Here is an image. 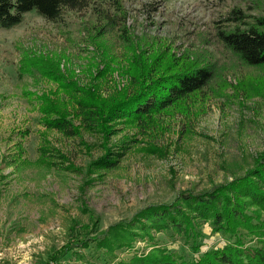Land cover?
I'll return each mask as SVG.
<instances>
[{"label": "rangeland", "instance_id": "obj_1", "mask_svg": "<svg viewBox=\"0 0 264 264\" xmlns=\"http://www.w3.org/2000/svg\"><path fill=\"white\" fill-rule=\"evenodd\" d=\"M99 7L110 14L120 7L127 33L119 32V24L97 27ZM233 9L255 22L264 17V0H91L59 23L31 11L18 25L0 28V264H116L133 252L146 253L152 247L142 241L107 263L91 249L61 250L81 232L94 236L146 206L171 203L183 191L209 190L252 166L264 152V89L255 88L264 84V67L239 64L215 37ZM30 51L55 59L80 88L104 99L130 91L126 69L133 52L188 53L214 61L216 71L204 91L144 127L118 123L109 144L129 139V149L102 177L87 176V164L103 152L102 138L84 128L66 137L41 124L37 97L58 87L38 74H18ZM42 146L53 164L40 163ZM56 150L68 161L62 163ZM69 163L79 171L61 168ZM88 177L94 180L87 184ZM201 230L195 254L179 240L161 233L157 238L186 257L225 244L208 223Z\"/></svg>", "mask_w": 264, "mask_h": 264}, {"label": "trees", "instance_id": "obj_2", "mask_svg": "<svg viewBox=\"0 0 264 264\" xmlns=\"http://www.w3.org/2000/svg\"><path fill=\"white\" fill-rule=\"evenodd\" d=\"M90 4L91 0H0V28L18 25L24 14L31 11L48 22L59 23L67 12L80 11ZM115 9L110 14L99 7L102 18L96 26L106 28V25L119 24V32L124 35L127 33L125 15L120 7ZM244 17L240 10L233 9L225 18L227 24L217 26L215 37L239 64L264 67V17L255 22H248ZM129 57L126 72L131 76L130 91H119L107 99L90 88H80L60 71L55 59L31 51L20 59V76L38 74L57 84L58 90L37 97L40 122L46 129L74 137L84 128L102 138L103 152L87 164V176L98 173L102 177L103 172L118 165L129 149V139L119 141L115 148L109 144L118 123L144 127L155 115L170 107H181L204 91L216 71L214 61L188 53L175 57L155 51L151 57H145L133 52ZM255 88L257 93H262L264 84H256ZM23 95L32 94L23 90ZM48 151L47 146L40 148L41 164H53ZM56 152L62 163L68 161ZM61 168L79 171L70 163ZM90 180L94 178L88 177L87 184ZM204 223L209 224L212 232L221 233L226 242L221 247L199 252L198 257H186L170 250L157 238L161 233L173 241L179 240L195 254L200 249L198 238L202 236ZM80 236L72 237L61 254L73 247L91 249L96 260L100 258L107 263L113 262L118 253L131 249L135 242L142 241L152 247L148 252L144 250L139 255L133 252L116 264H264V152L253 158L251 167L241 175H232L229 181L200 193L180 192L171 203L146 206L129 220L111 224L99 234L88 236L81 232ZM74 253L77 258H84L79 252Z\"/></svg>", "mask_w": 264, "mask_h": 264}]
</instances>
